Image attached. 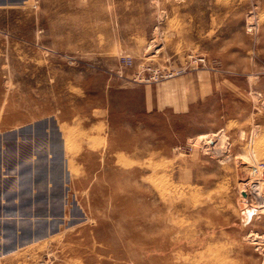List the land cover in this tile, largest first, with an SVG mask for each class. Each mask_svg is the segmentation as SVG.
Here are the masks:
<instances>
[{"label":"rangeland","instance_id":"374dc122","mask_svg":"<svg viewBox=\"0 0 264 264\" xmlns=\"http://www.w3.org/2000/svg\"><path fill=\"white\" fill-rule=\"evenodd\" d=\"M2 168L24 264H264V0H0Z\"/></svg>","mask_w":264,"mask_h":264},{"label":"crops","instance_id":"0c3cea01","mask_svg":"<svg viewBox=\"0 0 264 264\" xmlns=\"http://www.w3.org/2000/svg\"><path fill=\"white\" fill-rule=\"evenodd\" d=\"M12 169H0V264H24L28 251L42 254L45 251L44 242L50 238L49 195L38 198L37 185V192L30 188L28 196L22 190L24 183L4 180ZM40 204H45L46 210Z\"/></svg>","mask_w":264,"mask_h":264},{"label":"bare ground","instance_id":"6f19581e","mask_svg":"<svg viewBox=\"0 0 264 264\" xmlns=\"http://www.w3.org/2000/svg\"><path fill=\"white\" fill-rule=\"evenodd\" d=\"M200 139H201V138H200ZM204 142H205V141H204ZM209 142H210V141H209ZM225 143H227V142H225ZM213 147H215V146H213ZM243 158H244V157H243ZM245 158H246V157H245ZM245 158H244V159H245ZM246 160H247V159H246ZM261 164H262V163H261ZM260 169H261V168H260ZM257 171H259V170H257ZM245 173H246V172H245ZM259 174H260V171H259ZM253 175H254V174H253ZM256 177H259V175L256 176ZM260 177H261V176H260ZM250 178H251V177H250ZM250 178H249V179H250ZM254 180H255V179H254ZM257 180H258V179H257ZM262 180H263V179H262ZM251 181H253V180L251 179L250 182H251ZM247 183H248V182H247ZM252 183H253V182H252ZM255 183H256V182H255ZM257 183H258V181H257ZM253 184H254V183H253ZM250 185H251V184H250ZM254 185H255V184H254ZM256 185H257V184H256ZM259 186L262 187V188H264L263 185L261 186V181H260V185H259ZM246 187H247V186H246ZM250 187H251V186H250ZM252 187H253V186H252ZM248 188H249V187H248ZM250 189H253V188H250ZM261 190H262V189H261ZM263 190H264V189H263ZM263 190H262V191H263ZM258 191H260V190L257 189L256 192H258ZM262 191H261V194H262ZM243 192H245L246 195H249L248 192H246L245 190H244ZM259 193H260V192H259ZM257 196H258V195H257ZM260 196H261V195H260ZM260 196H259V197H260ZM259 197H258V198H259ZM261 197H262V196H261ZM261 197H260V199H261ZM260 199H259V200H260ZM242 200H243L244 202H242L241 205H242V207H246V208H244V209L246 210V209H247V206H248V204H249V202H248V197L242 198ZM261 200H262V199H261ZM262 202H263V201H262ZM206 204H207V203H206ZM263 205H264V204H263ZM245 210H243V211H245ZM163 211H164V210H163ZM163 211H162V212H163ZM242 214H244V213H242ZM241 216H242V215H241ZM242 219H243V218H242ZM164 221H165V220H164ZM243 222H244V220H243ZM173 229H174V228H173ZM172 231L175 232L176 230H175V231L172 230ZM182 238H183V237H182ZM182 238H181V239H182ZM167 239H168V238H167ZM182 241H183V240H182ZM188 241H190V240H188ZM259 241H260V240H259ZM167 242H168V241H167ZM167 242H166V243H167ZM178 242H179V241H178ZM180 242H181V241H180ZM186 242H187V241H186ZM164 243H165V242H164ZM169 243H171V242H168V244H169ZM175 244H177V243H175ZM179 244H180V243H179ZM177 246L179 247V245H177ZM162 247H163V246H162ZM190 249H191V248H190ZM262 249H263V248H262ZM163 250H164V248H163ZM173 250H174V249H173ZM177 250H178V249H177ZM171 252H172V251H171ZM178 252H179V251H178ZM178 252H177V253H178ZM161 253H162V252H161ZM186 253H187V252H186ZM163 255H164V254H163ZM187 255H188V254H187ZM169 256H170V255H169ZM175 256H176V255H175ZM160 257H161V256H160ZM164 257H165V256H164ZM170 257H171V256H170ZM172 257H173V256H172ZM188 257H189V256H188ZM173 258H175V257H173ZM161 259H162V258H161ZM165 259H166V258H165ZM169 259H170V258H169ZM171 259H172V258H171ZM189 259H190V257H189ZM232 259H233V258H232ZM172 261H173V260H172ZM211 261H212V260H211ZM180 262H181V261H180ZM180 262H179L178 264H181ZM163 263H164V262H163ZM163 263H162V264H163ZM172 263H173V262H172ZM175 263H176V262H175ZM229 263H230V262H229ZM184 264H185V263H184Z\"/></svg>","mask_w":264,"mask_h":264},{"label":"built area","instance_id":"2783aa9c","mask_svg":"<svg viewBox=\"0 0 264 264\" xmlns=\"http://www.w3.org/2000/svg\"><path fill=\"white\" fill-rule=\"evenodd\" d=\"M145 71L148 73V75L152 74L155 78H158L159 76H168V74L164 72L162 74H158V70L153 68V66L146 67ZM169 75H173V74H169Z\"/></svg>","mask_w":264,"mask_h":264},{"label":"water","instance_id":"95a60500","mask_svg":"<svg viewBox=\"0 0 264 264\" xmlns=\"http://www.w3.org/2000/svg\"><path fill=\"white\" fill-rule=\"evenodd\" d=\"M243 195H244V196H246V194H245V193H243Z\"/></svg>","mask_w":264,"mask_h":264}]
</instances>
